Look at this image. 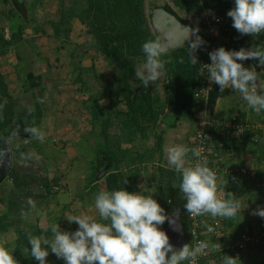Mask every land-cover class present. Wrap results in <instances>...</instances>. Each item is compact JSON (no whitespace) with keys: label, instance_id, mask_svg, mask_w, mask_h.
<instances>
[{"label":"trees","instance_id":"trees-1","mask_svg":"<svg viewBox=\"0 0 264 264\" xmlns=\"http://www.w3.org/2000/svg\"><path fill=\"white\" fill-rule=\"evenodd\" d=\"M0 1L3 5L9 4V0ZM169 1L179 12H183L199 21V31L203 35L205 44L195 52L197 59L201 60L203 58L204 54L202 50L205 48L206 44L211 41L210 31L208 27L203 24L204 19L208 18L212 20L215 15L223 18L219 27L221 35L229 38V43H224L226 49L238 50L241 46L247 48L252 42L264 41V35L253 38L248 35L241 36L232 27L231 18L226 15V12L233 6V0ZM36 2L37 0L31 1L29 4H23L24 6L15 2V4H13L8 10L0 11V15L4 17L7 22V28H0V144L5 137L13 132L15 123L17 127L23 130L25 127H37L39 129L40 122L45 117L44 104L41 103L42 88H40L39 84L41 83L40 77L33 76V74L31 77V71L29 70V66L26 64L23 56H21L20 53H17L18 60L16 64L17 66L18 63L21 64L20 67L16 66L22 82V97L20 99L13 97L9 93L4 74L1 71V57L14 49V42L17 40V35L22 34L24 28H31L34 33L43 30L41 25L34 24V13L37 7ZM56 13V18L47 22L52 30V36L56 39L68 40L71 23L73 20L79 22V24L86 28L87 34L91 36L95 51L112 69L110 77L106 80V86H103L99 92H94L89 95L86 99H78L82 102L84 105V111L90 117L89 122H91L93 124L92 127L95 128V138L98 142V148L94 149V151L90 148L93 153H96V158L89 161L92 165V170L90 174H88L87 179V184H92L90 193L95 196L99 192L95 183L100 180V177L98 176L97 157L100 155L102 148L104 154L109 159L110 163H112L109 165L108 170H119L121 164L132 162V159L127 158V155L130 154L125 155V150L121 148V142L123 140L132 142L136 135L145 140L146 137H148V133L156 128L155 124L158 118V109L162 110L163 106L159 104L157 96L153 95L152 85H149L148 87L138 85L139 81L136 80L135 71L138 69V66L142 65L144 62V56L141 52L142 43L145 40H158V38L148 20L145 11V0H70L69 3H66L64 0H58ZM179 52L188 53V45L176 50L166 51L161 57V59L165 61L166 74L164 80L167 81L168 100L166 103H169L168 107H173L172 102L174 101V94L172 78L175 72V62L173 58L175 55H178ZM68 55L72 58L74 52L69 51ZM246 61L257 71L259 76L257 83L264 84V68L252 64L250 60ZM70 65H72V70L76 74L75 81L84 85L81 79L82 68L79 66L78 62L77 64L71 62ZM193 68L194 74L198 79L200 75L199 60L198 64L193 66ZM34 78L36 83H32L34 82ZM139 86L140 89L134 97L135 90ZM34 92H37V94L35 95ZM22 101L23 103L21 104ZM26 104H28L29 108ZM121 104L124 107L123 110L119 108V105ZM171 110H175V112H171L173 115H171V119L167 122V127H174L180 117V113H178L179 110L176 106H174L173 109L171 108ZM18 115H20L22 121ZM241 115L244 114L241 113ZM243 119L244 118L239 117V122H244ZM17 121L21 122V124ZM112 121H116V125L119 127L121 134L117 136L116 139L111 138L107 133ZM244 130V133H249L246 129ZM230 133L231 131L222 130L220 127L213 128L208 133L209 146L211 145V142H214V149L219 150L223 146L226 147L229 145ZM253 134L257 136V143H259L260 139L263 137V130H256ZM102 138L103 142L101 141ZM12 140H14V138L10 139V141ZM160 145L161 143L157 142V150L160 149ZM21 149L22 148H12L11 152L13 160L16 157L13 152H24ZM216 160L218 163L219 161L217 158L210 157L209 167H212ZM43 170L47 176L45 183L46 196L54 195L55 192H52L51 189L52 187L59 186V178L54 175V173H50V170L45 168ZM137 171L138 170H133L134 176H124L121 173H118V189L124 187L125 190L129 192L138 190L136 185L137 176L135 173ZM250 177H252V181L257 188L264 186V182H262L264 170H256L255 175ZM173 178L179 180L178 174L174 171L160 170L159 177L155 180L157 190L153 192L154 199L158 200L162 197L163 193L161 194L159 191L163 180ZM5 179L13 181L14 184L23 180L22 177H20L19 172H17V175L14 174L13 168L9 170L6 177L0 182V187ZM153 179H155V177H153ZM185 213L184 210V214ZM17 221H20L18 222L20 224L21 221L23 222L27 220L21 215L12 213L1 214L0 235L9 232L11 228L15 226L14 223H17ZM204 224L203 220V225ZM16 226L17 227H14V229L12 228L15 234L12 246L14 247L12 252L14 259L18 261V264H38V262L31 257L30 251L27 250L30 248L28 237L43 234L51 239V231H44V229H50V227L42 229L38 228L37 225L31 224H28V226L25 227ZM186 227L188 230L187 221ZM214 242L217 243L216 240H214ZM46 260L48 261V264H64L57 259L51 251H49Z\"/></svg>","mask_w":264,"mask_h":264},{"label":"clouds","instance_id":"clouds-1","mask_svg":"<svg viewBox=\"0 0 264 264\" xmlns=\"http://www.w3.org/2000/svg\"><path fill=\"white\" fill-rule=\"evenodd\" d=\"M226 15L241 36L264 35V0H233ZM185 29L188 59L195 66L198 64L195 52L205 41L198 35L197 27ZM141 52L144 62L136 69L135 77L138 85L148 87L166 74L165 61L161 59L165 49L159 40H145ZM208 56L207 80L215 83L220 92L226 88L238 92L247 108L256 114L264 113V84L257 83L259 76L255 68L245 67L243 63L252 60L264 68V42L247 48L241 46L238 50L220 46ZM24 132L40 141L45 138L37 127H25ZM190 152L194 162L188 160ZM166 163L179 176L172 186L183 198V208L189 216L232 218L245 208H241L239 200L231 198V193L228 199L218 195L216 173L208 166L202 149L173 144L167 148ZM29 204L34 206L32 201ZM94 204L99 220L89 215H66L69 224L78 225L76 230L62 231L56 223L44 229L51 231V239L43 234L29 236L27 250L31 257L38 264H48L46 257L51 251L64 264H183L184 261L195 264L198 256L207 253L209 244L205 241L173 247L160 226L166 220L170 225L175 221L153 198V193L129 192L124 187L104 190L95 195ZM251 214L264 218V207L253 209ZM212 231L209 227L208 232ZM13 250L14 247L0 244V264H18ZM237 260L238 257L225 254L222 264H237Z\"/></svg>","mask_w":264,"mask_h":264},{"label":"crops","instance_id":"crops-1","mask_svg":"<svg viewBox=\"0 0 264 264\" xmlns=\"http://www.w3.org/2000/svg\"><path fill=\"white\" fill-rule=\"evenodd\" d=\"M260 42L264 41L252 42L251 45ZM173 59L175 62V72L172 78L174 94V101L172 102L173 107H168L169 103H166L168 100L167 81L162 77L152 85L153 95L157 96L160 105L163 106L162 110L158 109V118L155 124L156 128L148 133V137H146L145 140L136 135L132 142L124 140L121 142V148L125 150V155L130 154L127 155V158L132 159V162L121 164L119 170H108L109 165L112 163H110L102 148L97 160L98 158H101V160L106 158L109 164L107 163V160L104 161L103 159L107 171L100 176L99 184L98 181L95 183L99 191H112L118 189V173H121L124 176H134L133 170H138L135 172L137 176L136 185L138 190L131 192L140 191L143 194L151 195L157 190L155 180L159 177L160 170H171L166 163L167 148L173 144H182L189 148L191 138L197 128L217 115H224L226 117L236 115L244 118L243 123L248 126L246 130L249 133H244V129L241 133L231 132L228 142L229 145L226 147L223 146L219 150L214 149L215 143L211 142L209 158H217L219 163L224 167L235 170L242 169L245 166H253L256 170H264V113L256 114L252 112L247 108L246 103L238 92H232L230 88H226L223 92H220L219 87L215 83H211V89L208 91L205 99H194L193 90L197 83V76L194 74V68L189 62L188 53L179 52V54L175 55ZM174 106L179 110L178 113H180V117L174 127H167V122H169L171 115H173L171 112H175V110H171ZM119 108L122 110L124 109L122 104ZM241 113L244 115H241ZM259 129L263 130V137L260 139L259 143H257V136L253 133ZM107 133L114 139L121 135L119 127L116 125V121L111 122V126ZM101 141L103 142V138ZM157 142L161 143L159 150H157ZM12 148L19 149L15 146H12ZM94 149L95 148L92 150L94 151ZM23 153L24 152H18L17 154V152H13L16 157L14 160L12 159L11 168H13L14 174L17 175V172H19L20 177H22L23 180L16 184H14L13 181H9L11 185L10 190L8 191V196L9 198L14 199H11L9 203H12L15 208L19 209L22 206L21 208L22 210L24 209V212L20 215L26 218L28 224L33 225L31 222L34 223L36 221H33L34 219L39 220L40 217L38 216V212L40 207L44 206L43 204H50L51 206L50 209L46 211L47 217H49V215H54L57 212V207H60L58 210L59 222L60 218L66 214L89 215L94 219L99 220V214L95 209L94 204L95 196L90 193L92 184L86 183L83 186V190L80 191L79 195H76L75 199H70L68 196V198L64 197L65 191H63V193L56 195V198L60 200H56V202L52 201L50 198L54 195L46 196L45 183L47 176L44 170L40 166L38 167V164L33 163V159L30 160L29 158H25L26 156H23ZM21 158H23V160L20 161ZM188 160L190 162V154ZM19 165L22 166L20 169H18ZM153 177H155V179H153ZM252 180V177L245 175L242 176L238 173L234 176L226 175L217 177L218 195L224 199H228L229 193H231V198L239 200L241 208H245L232 218L217 217L222 221L224 233V236L220 241L221 243L218 244L222 249L221 251L214 253L211 260L205 264H222L225 254L238 257L239 260H237V264H264V243L258 246H247L246 250L240 253L230 249L231 244L238 240L241 233L245 231L255 233L264 231V218L251 214L253 209L264 207V186L257 188ZM174 182H178V179H164L159 191V193L163 194L161 199H158L157 202L164 208L165 212H169L174 209L175 206L180 205H182V211L184 210L183 198L178 190L172 186ZM152 185H154V191L150 193L149 191ZM21 195L24 196L26 200L21 199L22 202H20L17 198ZM4 199L5 201L3 202L7 205L8 199L5 197ZM49 200L54 203L53 207L52 203H49ZM29 201H32L34 206L30 205ZM10 208L12 209V207ZM7 212L10 213L9 211ZM29 217H32L33 220H29ZM202 218L205 223L202 228L203 236L210 244L216 245L212 235L208 232L207 226L209 220L215 218H211L207 214L203 215ZM47 221L48 220L45 218L44 222L46 223ZM65 222L67 224H61L59 226L60 229H66L63 225H68L66 226L67 231L71 232L78 227L75 222L69 224L66 219ZM47 224L48 226L46 227H51L56 223L51 222V224ZM60 261L63 262L61 259Z\"/></svg>","mask_w":264,"mask_h":264},{"label":"rangeland","instance_id":"rangeland-1","mask_svg":"<svg viewBox=\"0 0 264 264\" xmlns=\"http://www.w3.org/2000/svg\"><path fill=\"white\" fill-rule=\"evenodd\" d=\"M31 1L34 0H9L10 5H3L0 1V11L8 10L15 2L24 6L23 4H29ZM64 1L69 3L70 0ZM167 1L170 3L169 0ZM150 3L151 0H145L146 12ZM170 5L173 7L171 3ZM36 6L34 24L41 25L43 30L34 33L31 28H24L22 34L17 35L14 49L1 57V71L4 74L9 93L18 99L22 97V82L17 71V67L21 66L20 63H18V66L16 64L18 60L17 53L23 56L29 66L31 77L32 74L40 77L41 83L39 84L40 88H42L41 103L44 104L45 117L40 122L39 130L44 134L45 138L43 141H37L34 137L17 135L12 137L14 138L12 141H10V138L8 144L11 148L12 146L22 148L25 158L33 159V163L38 164V167L50 170V173H54L59 178V186L51 189L55 193L50 199L56 202V200H60L56 198V195L63 193V191H65L64 197L68 196L70 199H75L76 195L80 194L83 186L88 182V174L92 170V165L89 161L96 158L95 153H92L89 148H98V142L95 138V128L89 122L90 117L86 114L84 105L78 99H86L89 95L99 92L103 86H106V80L110 77L112 69L95 51L91 36L87 34L86 28L79 22L73 20L71 23L68 40L56 39L52 36V30L47 22L56 18L58 0H37ZM173 8L177 11L175 7ZM179 14L189 20L193 27H197L200 30V24L196 18L183 12H179ZM3 27L7 28V22L0 15V28ZM6 34L8 35L7 32ZM69 51L74 52L72 58L68 55ZM71 62L75 64L78 62L82 68L81 79L84 85L75 81L76 74L72 70ZM243 63L245 67L249 66L247 61ZM32 83H36L35 78ZM34 93L35 95L37 94V92ZM26 105L29 108L28 104ZM18 116L20 117V115ZM20 119L22 121L21 117ZM19 123L21 124V122ZM14 152L20 153V151ZM20 167L22 166L19 165L18 169ZM10 185L9 180L5 179L0 187V201H2L0 202V215L8 213L7 211L22 215L24 212V209L22 210L21 208L22 206L18 209L12 203H9L12 199L8 196ZM153 187L154 185L151 186L150 193L154 191ZM4 197L8 199L7 205L3 202L5 201ZM17 199L22 202L21 199H25V197L21 195ZM51 203L53 207L54 203ZM43 205L38 212L39 220H33L32 217L28 218L31 221L36 220L34 223L31 222L33 225L35 224L38 228L44 229L48 226L47 223L51 224V222L57 223L58 226L67 224L65 222L67 214L60 218V222L58 220L60 207H57V212L54 215L47 217L46 211L51 206L50 204ZM45 218L48 220L46 223L44 222ZM18 222L20 221L14 223L13 229L17 227L16 225L19 227L28 226L26 221H21L20 224ZM66 226L63 225L66 229L62 228L60 230L67 231ZM12 228L9 232L0 235V244L5 247L13 246L15 234ZM186 243H189L188 236Z\"/></svg>","mask_w":264,"mask_h":264},{"label":"built area","instance_id":"built-area-1","mask_svg":"<svg viewBox=\"0 0 264 264\" xmlns=\"http://www.w3.org/2000/svg\"><path fill=\"white\" fill-rule=\"evenodd\" d=\"M223 18L221 16L215 15L212 20L205 18L203 24H205L210 31L211 41L206 44L205 48H203V58L199 60L200 63V75L197 79V83L193 90V98L196 100H203L208 94L209 87H211V82H209L206 78L207 75V64L210 63V59L208 53L217 47L223 46L224 43H229L228 37H223L220 33V24L222 23ZM203 70V75H202ZM215 127H220L222 130H229L232 133H241L243 129H247L248 126L244 125L243 122H239L238 116L226 117L224 115L214 116L210 121L204 122L200 127L197 128L193 137L191 138L189 149L199 148L203 150V155L207 157L208 166H209V156H210V146L208 140V133ZM194 159L191 156L190 152V162H194ZM215 173L216 176H234L237 173L242 176H254L256 172V168L253 166L244 167L242 169H232L226 168L217 160L214 161L212 167H210ZM264 182V177L263 181ZM261 185V184H259ZM186 221L188 223L187 234L189 237V243L191 245H195L197 241H205L209 244V248L206 254H202L198 256L195 260V264H205L210 261L212 255L221 251V246L219 242L223 238V228L222 221L218 218L211 219L208 222V228L211 227L213 229L210 234L213 239L217 241L216 245L210 244L206 241L203 236L202 228H203V220L202 216L192 217L185 213ZM220 235V236H219ZM264 243V231L262 232H243L240 234L238 240L231 244L230 249L236 252H242L246 250L247 246H256ZM183 264H191L190 261H184Z\"/></svg>","mask_w":264,"mask_h":264},{"label":"water","instance_id":"water-1","mask_svg":"<svg viewBox=\"0 0 264 264\" xmlns=\"http://www.w3.org/2000/svg\"><path fill=\"white\" fill-rule=\"evenodd\" d=\"M16 3L18 4V2ZM146 13L151 27L158 40L163 45L165 52L187 46V31L185 27L193 26L190 21L183 18L179 14L178 10L176 11L167 0H151ZM198 35L203 39V35L200 31H198ZM249 46L250 45L247 47ZM250 62L256 65L255 61L250 60ZM257 66L261 67L260 65ZM139 89L140 86L136 88L134 97L138 93ZM17 135L24 137L29 136L23 129L17 127L15 123L13 132L9 136L5 137L0 144V182L6 177L12 163V153L8 141L10 138ZM103 159L104 161L107 160L106 158ZM103 159L101 160V158H98L97 160L99 166V177L107 171V169H105L106 164L103 162ZM107 163L109 164L108 160ZM166 214L173 217L175 222L170 225L166 220L160 227L167 233L169 242L173 245V247L179 248L187 241L186 218L184 216V210L182 211V205L175 206L174 209L166 212Z\"/></svg>","mask_w":264,"mask_h":264},{"label":"flooded vegetation","instance_id":"flooded-vegetation-1","mask_svg":"<svg viewBox=\"0 0 264 264\" xmlns=\"http://www.w3.org/2000/svg\"><path fill=\"white\" fill-rule=\"evenodd\" d=\"M184 209V208H183Z\"/></svg>","mask_w":264,"mask_h":264}]
</instances>
